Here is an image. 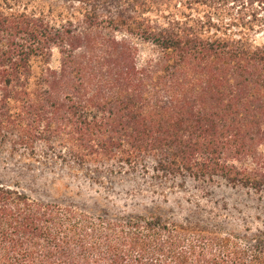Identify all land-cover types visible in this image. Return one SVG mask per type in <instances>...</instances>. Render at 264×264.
Segmentation results:
<instances>
[{
    "label": "trees",
    "instance_id": "obj_1",
    "mask_svg": "<svg viewBox=\"0 0 264 264\" xmlns=\"http://www.w3.org/2000/svg\"><path fill=\"white\" fill-rule=\"evenodd\" d=\"M0 150L28 181L64 167L264 198V0H0ZM5 176L0 264H264V231L37 199Z\"/></svg>",
    "mask_w": 264,
    "mask_h": 264
},
{
    "label": "rangeland",
    "instance_id": "obj_2",
    "mask_svg": "<svg viewBox=\"0 0 264 264\" xmlns=\"http://www.w3.org/2000/svg\"><path fill=\"white\" fill-rule=\"evenodd\" d=\"M262 41V35L258 37ZM153 56V49L148 45H141L140 64H144ZM57 57L54 65H57ZM8 154L0 150V177L9 183L19 182L33 198L63 203H78L89 208L95 206L96 200L106 203L101 198L109 197L108 206L118 211L146 212L157 206V211L168 217L185 220L197 215L198 212L208 218L225 221L226 227L236 233L264 231V198L243 188H234L224 181L215 184H204L189 181L184 188L148 184L138 177H120L109 181L112 188L104 189L92 186L88 179L68 174L64 167H58L53 173L40 176L37 180H30L25 176L17 178L18 174L5 171L2 159ZM20 175V174H19ZM23 175V174H22ZM57 178V180H54Z\"/></svg>",
    "mask_w": 264,
    "mask_h": 264
}]
</instances>
